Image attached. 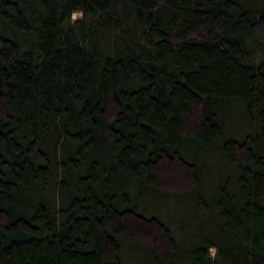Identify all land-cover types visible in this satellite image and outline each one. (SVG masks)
<instances>
[{"label":"trees","instance_id":"trees-1","mask_svg":"<svg viewBox=\"0 0 264 264\" xmlns=\"http://www.w3.org/2000/svg\"><path fill=\"white\" fill-rule=\"evenodd\" d=\"M0 264H264L263 0H0Z\"/></svg>","mask_w":264,"mask_h":264},{"label":"rangeland","instance_id":"rangeland-1","mask_svg":"<svg viewBox=\"0 0 264 264\" xmlns=\"http://www.w3.org/2000/svg\"><path fill=\"white\" fill-rule=\"evenodd\" d=\"M239 115V114H238ZM235 117L236 116H234V118H233V120L230 122V129L231 128H233V129H237L233 134H235V135H240V134H243V132H244V130L246 129L245 127H242V123H243V121L240 119V121H238L237 119H235ZM235 119V120H234ZM186 178V177H185ZM185 181H190V179L188 178V180H187V178L186 179H184ZM211 181H213V179H212V177H211V175H209V174H206L205 175V177H204V180H203V184H204V187H205V183H206V186H208V188H209V185L208 184H210V182Z\"/></svg>","mask_w":264,"mask_h":264},{"label":"clouds","instance_id":"clouds-1","mask_svg":"<svg viewBox=\"0 0 264 264\" xmlns=\"http://www.w3.org/2000/svg\"><path fill=\"white\" fill-rule=\"evenodd\" d=\"M84 16L83 10L82 9H74L71 12V21L75 22L77 19H82ZM208 256L214 261L217 257V252L218 249L213 245L209 246L207 249Z\"/></svg>","mask_w":264,"mask_h":264},{"label":"water","instance_id":"water-1","mask_svg":"<svg viewBox=\"0 0 264 264\" xmlns=\"http://www.w3.org/2000/svg\"><path fill=\"white\" fill-rule=\"evenodd\" d=\"M263 2H264V0H263Z\"/></svg>","mask_w":264,"mask_h":264}]
</instances>
